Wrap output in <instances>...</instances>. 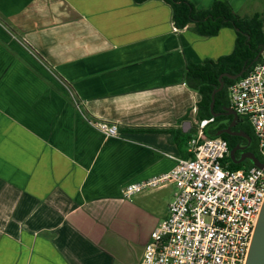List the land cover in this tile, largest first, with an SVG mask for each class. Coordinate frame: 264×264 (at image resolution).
<instances>
[{"label":"crops","instance_id":"1","mask_svg":"<svg viewBox=\"0 0 264 264\" xmlns=\"http://www.w3.org/2000/svg\"><path fill=\"white\" fill-rule=\"evenodd\" d=\"M215 1L189 0L199 11ZM225 1L241 16L264 11V0ZM192 27L178 29L163 0H0V264L139 263L163 219L136 247L128 213L147 212L148 193L123 189L186 158L201 100L188 65L236 43L235 28Z\"/></svg>","mask_w":264,"mask_h":264},{"label":"built area","instance_id":"2","mask_svg":"<svg viewBox=\"0 0 264 264\" xmlns=\"http://www.w3.org/2000/svg\"><path fill=\"white\" fill-rule=\"evenodd\" d=\"M261 61L229 88L230 106L254 131L264 163V49ZM78 109L81 103L64 81ZM87 120L106 137L118 138L116 123ZM210 120L197 121L188 142V158L175 159L164 173L123 189L131 200L148 188L176 187L167 216L153 229L138 264H246L255 228L264 205V170L257 166L233 169L228 141L209 136Z\"/></svg>","mask_w":264,"mask_h":264},{"label":"trees","instance_id":"3","mask_svg":"<svg viewBox=\"0 0 264 264\" xmlns=\"http://www.w3.org/2000/svg\"><path fill=\"white\" fill-rule=\"evenodd\" d=\"M136 3H143L148 0H134ZM169 3L173 9V20L178 29L185 28L193 24V30L204 36H215L223 27H232L237 30V38L234 50L221 56L217 61L206 59L204 63L191 62L187 68V78L191 79V85L195 87L201 95L198 103L197 120H210L205 128L209 136H217V132L228 126L222 120L232 115H222L214 117L211 113L212 92L215 87H219V77L223 73L236 75L246 68V71L236 79L223 77L225 81L224 88L217 92L214 111L222 112L226 107H230L229 88L230 86L245 77L249 71L261 61V56L256 59L258 54L264 49V11L257 12L251 16H241L234 12L232 7L225 0H216L211 9L205 11L196 10L189 0H163ZM72 100V99H71ZM73 101V100H72ZM240 125L233 128V131L244 130L253 138V144L249 150L258 153L257 142L254 131L250 123L240 116ZM195 132V127L188 135L187 144ZM228 141L230 150L237 145H247L248 140L241 136L223 133L220 135ZM241 151H237L236 157L240 158ZM190 153L184 155L188 158ZM224 162H229L233 169L241 167L250 168L253 164L249 160L237 164L231 157H227Z\"/></svg>","mask_w":264,"mask_h":264},{"label":"water","instance_id":"4","mask_svg":"<svg viewBox=\"0 0 264 264\" xmlns=\"http://www.w3.org/2000/svg\"><path fill=\"white\" fill-rule=\"evenodd\" d=\"M261 55V52L258 54L256 59H259ZM246 71V68L242 69V71L236 75H231L229 73H223L219 77L220 85L219 87H215L212 92V101H211V113L214 117H217L221 114H233L234 115V121L239 118V115L235 109H232L230 107L225 108V112L215 113L214 106H215V100H216V94L217 92L221 91L224 88L225 81L223 80V77H229L231 79H236L237 77L241 76ZM236 125V123H231L226 128H223L217 132V136H220L223 133H228L230 135H236L244 137L248 140L247 145H237L233 149L230 150V157L231 159L237 163L240 164L244 162L245 160H249L254 166H257L258 168H262L264 170V163L262 160L256 155L254 151L249 150L251 145L253 144V138L251 135H249L244 130H237L233 131L232 128ZM237 151H241L240 158L236 157ZM246 264H264V205L262 208V211L260 213L255 232L253 235V240L251 243L249 255L247 258Z\"/></svg>","mask_w":264,"mask_h":264},{"label":"rangeland","instance_id":"5","mask_svg":"<svg viewBox=\"0 0 264 264\" xmlns=\"http://www.w3.org/2000/svg\"><path fill=\"white\" fill-rule=\"evenodd\" d=\"M260 9H263V8H260ZM65 89L67 90V88ZM67 93L69 94L68 91ZM144 192L148 193V198L145 199V201H142L141 203H139V205H141L142 208L147 210V212L138 211L136 213H130V214L128 213L131 224L126 227V229L128 230L127 234L133 235L132 238L135 240V242L138 243L136 247L142 244L141 243L142 237H145L147 233L150 232V229L154 225L155 220L160 217H162V219L166 217L165 215L167 213L164 215H162L163 213H161L162 208L163 207L165 208L167 206V202L168 201L171 202L174 198L173 196L170 199V196H171L170 189L163 190L161 188H148ZM153 200L154 202L158 204L154 205ZM132 261H133L132 257L131 258L129 257L124 264H134L133 263L134 261L133 262Z\"/></svg>","mask_w":264,"mask_h":264},{"label":"flooded vegetation","instance_id":"6","mask_svg":"<svg viewBox=\"0 0 264 264\" xmlns=\"http://www.w3.org/2000/svg\"><path fill=\"white\" fill-rule=\"evenodd\" d=\"M240 125V120H239V122L237 123V125L235 126V127H238ZM244 146V145H243Z\"/></svg>","mask_w":264,"mask_h":264}]
</instances>
